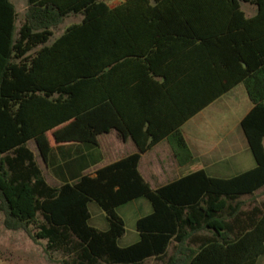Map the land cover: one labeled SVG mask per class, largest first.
Segmentation results:
<instances>
[{"label":"trees","instance_id":"trees-1","mask_svg":"<svg viewBox=\"0 0 264 264\" xmlns=\"http://www.w3.org/2000/svg\"><path fill=\"white\" fill-rule=\"evenodd\" d=\"M106 1L26 0L20 19L12 0H0L3 226L44 240L47 259L57 264H256L264 254V202L244 207L257 191L264 193V0H228L241 18L232 24L241 25L243 38L233 56L234 73L252 103L240 127L253 168L226 179L201 169L153 188L138 168L149 143L93 174L57 186L46 181L29 142L46 166L49 138L95 144L99 135L120 131L113 66L141 57L143 45L128 27L139 24L119 20L163 15V0H123L113 7ZM241 1L256 6V14L245 17ZM70 15L81 19L51 40ZM173 138L182 162L186 141L178 130ZM137 198H145L151 212L135 222L137 241L120 246L126 228L117 209ZM91 201L105 214V230L89 224Z\"/></svg>","mask_w":264,"mask_h":264},{"label":"crops","instance_id":"crops-1","mask_svg":"<svg viewBox=\"0 0 264 264\" xmlns=\"http://www.w3.org/2000/svg\"><path fill=\"white\" fill-rule=\"evenodd\" d=\"M121 1L106 2L113 7ZM230 5L228 0H163L158 20L151 16L119 20L139 24L128 27L136 30L130 33L143 45L141 57L131 55L113 66L111 92L120 113V131L114 128L99 135L95 144H56L49 138L52 149L45 173L41 168L46 181L57 186L84 173L93 174L95 168L136 152L138 144L149 143L140 154L138 168L153 188L201 169L211 177L226 179L253 168L255 161L240 127L252 103L234 73L238 62L233 56L243 38L241 25L232 24L241 18ZM239 10L245 17L257 12L256 6L242 1ZM70 16L77 18L75 22L81 19V15ZM177 130L191 155L187 158L188 152H183L182 162L173 146ZM137 199L117 209L123 220L133 209L138 212L134 231L129 236L125 231L118 239L120 246L137 241L135 222L151 212V206L143 202L128 208ZM263 202L264 193L257 191L254 204L244 209L261 208ZM91 219L90 213L89 224ZM96 228L105 230L106 220ZM256 264H264V254Z\"/></svg>","mask_w":264,"mask_h":264},{"label":"rangeland","instance_id":"rangeland-1","mask_svg":"<svg viewBox=\"0 0 264 264\" xmlns=\"http://www.w3.org/2000/svg\"><path fill=\"white\" fill-rule=\"evenodd\" d=\"M13 1L16 4V9L18 11L19 18L21 19L25 11L26 1L25 0H13ZM76 20L77 18L73 16H70L68 18L66 17L63 23L60 25V27H58L54 31V36L51 37V40H53L58 35V33L65 28L66 25L73 23ZM29 147H31L36 152L33 143H30ZM37 161L45 173L46 171L45 165L41 162L38 155H37ZM243 199L246 201L248 200L247 197H243ZM259 200H261V197L259 198ZM140 202H143L147 208L150 206L149 202L145 198H140L139 200L137 199V201H135L134 203H131L128 208H136L139 204H142ZM251 204H254L253 201L250 202L249 204H246L245 207L249 208ZM144 209L145 208H143L142 206L141 207L142 213ZM89 210L92 215L90 224L99 227V222H103V220H105L104 212L99 208L97 203L94 201H91L89 203ZM122 210H120L121 213H123ZM136 213L138 212L135 209H133L129 213V215L126 214L124 215L125 227L127 230L126 236H129L131 234V231H134V228L132 227V223L136 217ZM2 218L3 216L2 213L0 212V264H57V263H52L47 259V256L43 250V246L45 244L44 240H39L38 242H34L22 230L13 231L6 229L3 226ZM152 263L153 262L151 261L146 264H152Z\"/></svg>","mask_w":264,"mask_h":264}]
</instances>
